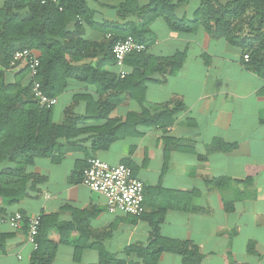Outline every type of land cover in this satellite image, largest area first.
I'll return each instance as SVG.
<instances>
[{"label":"crops","instance_id":"1","mask_svg":"<svg viewBox=\"0 0 264 264\" xmlns=\"http://www.w3.org/2000/svg\"><path fill=\"white\" fill-rule=\"evenodd\" d=\"M88 3L97 24L135 20L134 16L119 19L114 1ZM198 4V0H187L176 9V17L191 19ZM80 27L77 34L72 27L69 30L99 46L93 47L92 56L70 61L72 73L55 96L53 122L62 124L67 109L85 114L89 103L108 102L112 108L100 121L79 124L87 131L72 141L62 140V147L56 149L63 152L59 161L39 157L24 165L16 156L1 163L24 167L26 173L43 180L19 201L0 198V234L7 235L8 246L0 253V264H29L35 248L28 242L26 221L36 215L68 225L63 235L66 242L61 241L58 229L49 231V239L56 244L50 264H96L100 248L126 263L143 264L134 255H125L124 249L148 242V216L161 205L168 208L160 234L194 243L202 255L200 264H264V78L243 60V50L223 37L209 36L202 27L173 31L156 18L147 27L145 55L160 58L184 51L185 60L175 73L166 69L145 76L144 107L151 114L175 109L174 122L166 127L135 121L124 126L127 115L140 114L142 107L127 91H104L103 78L117 73L108 54L111 38L88 24ZM132 64L129 56V72ZM17 71H7L6 79L13 82ZM22 73L25 82L28 71ZM61 102L62 107L58 106ZM105 126L106 135L116 138L107 149L93 151L90 142ZM215 140L233 147L216 149ZM92 155L111 165H128L146 184L141 217L109 211L104 197L81 183L85 161ZM15 212L25 221L19 229L8 220ZM156 264L184 263L179 254L164 252Z\"/></svg>","mask_w":264,"mask_h":264},{"label":"trees","instance_id":"2","mask_svg":"<svg viewBox=\"0 0 264 264\" xmlns=\"http://www.w3.org/2000/svg\"><path fill=\"white\" fill-rule=\"evenodd\" d=\"M108 1L115 2L119 19L125 20L134 16L135 20L126 21L122 25L112 22L97 24L93 21L88 0H2L0 198H6L9 202L19 201L26 196L29 189H34L36 184L43 180L42 176L26 173L24 167H4L1 165L2 162L12 160L16 156L22 158L24 165L31 164L39 157L59 161L63 152H56V149L62 147V140L72 141L79 133L87 131L86 128H78L79 124L100 121L112 108L108 102H94L89 103L83 115H77L67 109L64 122L55 124L52 119L53 107H41L33 98L31 93L33 80L28 78L25 82L21 81L22 72L28 71L26 66L19 68L13 82L6 79L5 73L11 71L13 55L18 50L29 49L37 52L39 65L34 81L40 83L45 94L55 97L63 91L66 78L72 73L70 61L92 56L93 47L99 46L95 42L86 41L72 34L69 30L71 27L75 29L76 34L79 33L82 24L107 32L111 38L108 54L110 53L112 57V44L117 39L131 36L145 45L148 24L156 18H162L173 31L192 32L202 27L213 38H225L230 44L240 47L243 54H248L247 65L264 78V0H198V7L191 19L185 16L178 18L175 15L176 9L187 0ZM129 56L131 61L133 60V71L124 78L107 75L102 83L106 85L104 91L108 88L119 92L127 91L142 107L140 114L129 113L123 125L127 126L135 121L145 126H171L176 110L165 108L151 114L144 107L142 83L149 72H163L166 69L170 73L177 72L185 60V52L158 58L145 55L144 50ZM150 66H153L151 71L148 70ZM137 92H140V96H137ZM110 124L112 121L108 122V125ZM107 127L98 129L99 136L91 140L90 146L93 151L105 150L115 140V136L106 135L104 129ZM212 146L220 150H229L233 147L219 140L213 141ZM166 159L167 151L165 161ZM158 191L167 195H180L160 189ZM172 207L179 208L175 204ZM167 208V205H161L148 216L150 227L148 242L128 245L124 249L125 255H134L143 264H156L162 253L174 252L182 257L184 264H200L202 255L194 243L166 238L160 234L159 225ZM183 208L187 209L185 206ZM39 219L38 233L35 236L36 248L31 254L29 264H50L56 253V244L49 239V231L52 228L58 229L61 241L66 242L63 235L68 225L52 221L47 216L39 215ZM6 239V234H0V253L6 252L8 248ZM248 251L252 252V245H249ZM96 264L131 263L116 259L100 248L99 261Z\"/></svg>","mask_w":264,"mask_h":264},{"label":"built area","instance_id":"3","mask_svg":"<svg viewBox=\"0 0 264 264\" xmlns=\"http://www.w3.org/2000/svg\"><path fill=\"white\" fill-rule=\"evenodd\" d=\"M107 37H110L108 34ZM146 49V46L131 36L117 39L111 48L114 65L120 78L129 74L125 64L126 58L132 53H139ZM243 60L248 61V54H243ZM39 61L34 51L29 49L18 50L13 55L11 70L20 67L28 68V76L32 79L31 93L33 98L41 107L50 108L56 105L57 98L45 94L38 81H34L37 75ZM81 183L90 191L100 194L105 199L109 211H120L135 217L144 213V191L146 184L136 178L129 166L125 164L111 165L97 156L87 159L83 169ZM14 228H21L25 221L20 212H15L8 219ZM39 215L29 218L26 221L28 242L36 248L35 236L38 233Z\"/></svg>","mask_w":264,"mask_h":264},{"label":"rangeland","instance_id":"4","mask_svg":"<svg viewBox=\"0 0 264 264\" xmlns=\"http://www.w3.org/2000/svg\"><path fill=\"white\" fill-rule=\"evenodd\" d=\"M1 1H2V0H0V2H1ZM89 3H90V2H89ZM62 105H63L62 102L58 104V106H61V107H62ZM56 107H57V106H56ZM56 107H55V108H56Z\"/></svg>","mask_w":264,"mask_h":264}]
</instances>
